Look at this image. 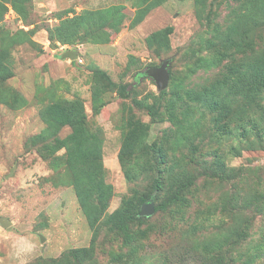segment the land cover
Instances as JSON below:
<instances>
[{
	"label": "rangeland",
	"instance_id": "1",
	"mask_svg": "<svg viewBox=\"0 0 264 264\" xmlns=\"http://www.w3.org/2000/svg\"><path fill=\"white\" fill-rule=\"evenodd\" d=\"M150 1L31 0L22 17L0 0V264H264V209L250 224L240 211L264 190V101L228 47H264L253 0H165L136 24ZM165 60L162 97L143 74ZM189 182L177 207L135 221L156 184L158 205Z\"/></svg>",
	"mask_w": 264,
	"mask_h": 264
},
{
	"label": "trees",
	"instance_id": "2",
	"mask_svg": "<svg viewBox=\"0 0 264 264\" xmlns=\"http://www.w3.org/2000/svg\"><path fill=\"white\" fill-rule=\"evenodd\" d=\"M9 3H11L12 7L15 9V11L23 16H26L27 11V3L30 2L31 0H4ZM141 1V0H140ZM165 0H151L148 4H144V9L143 11L139 12L138 18L136 19V24H140L144 18L154 9L159 7L162 3H164ZM121 7H114L111 8L110 10L107 11H87L81 16H77L73 19H67L65 20L58 28H56V35L59 37L58 39L63 41L62 39H71L76 36H78L77 29H89L92 26L96 27H102L107 24V20L111 16H117L119 13V9ZM251 15L255 11L256 16L253 22L254 30L257 28H262L264 29V0H253L252 6H251ZM250 15V18H251ZM237 18L234 22L231 23L232 26H236L239 24L241 21V18H245V16H248L245 13H239L237 14ZM120 22H115L114 25L118 26ZM85 28H84V27ZM230 27V28H231ZM229 28V29H230ZM99 29V28H98ZM228 29V28H227ZM228 29V30H229ZM258 30V29H257ZM172 28H167L164 30H161L157 33H155L151 39L154 38H162L164 33H171ZM227 33V34H226ZM229 34L227 30L223 33H220L219 39L220 43L223 41V39L226 37L225 36ZM222 39V40H221ZM260 39V40H259ZM256 39L252 42L251 45H254L253 48L250 49V52L247 56H244V51L250 46L245 42V40H239L237 43L232 39V42L229 44V49L232 50L234 48L235 51H237L241 55V59L239 60V63L243 64L244 66L247 67V69L250 71V77L247 78L246 80H249L250 83L253 84V86H256V96L255 100H257V103L259 101H264L263 93L264 89L262 86H264V47L261 46L263 37ZM261 41V42H260ZM64 42V41H63ZM257 48V49H256ZM252 51V52H251ZM223 58L222 60H224ZM227 59V58H226ZM145 75V73L143 74ZM171 77V76H170ZM252 86V85H251ZM129 86H121L118 89V94L122 99H127L129 96ZM240 94H243V92H239ZM166 94V90L161 92V96L163 97ZM261 149H264V142L261 141L259 142ZM192 183H185L179 186L175 192L170 195V197L163 201L162 203L156 205L155 203V196H160L162 193V188L160 187L159 183L156 184V187L152 190L151 194L143 200L141 206L139 207V212L134 216L135 221L141 222V221H149L153 216H155L157 213L162 212V213H167L171 211L172 207H177L181 202L184 201V194L189 190L191 187ZM154 199V200H153ZM148 202H154L155 204V214L152 217H143L140 216L141 208L144 204ZM243 206L240 207V211L242 212L241 216H246V222L247 224L251 223V219L248 217L246 213H249L253 209H257L258 211H262L264 209V190L250 195V197H246L242 200ZM247 210V211H246ZM241 223V222H240ZM245 224V223H244ZM243 224V225H244ZM244 227H241V234L244 233ZM241 236V235H240ZM243 237V236H242ZM240 241H244L241 237L239 238ZM137 247V246H135ZM80 254V251H75L71 252V257L72 258H77ZM62 260H66V258L60 259V262ZM53 263H59V260H53Z\"/></svg>",
	"mask_w": 264,
	"mask_h": 264
},
{
	"label": "water",
	"instance_id": "3",
	"mask_svg": "<svg viewBox=\"0 0 264 264\" xmlns=\"http://www.w3.org/2000/svg\"><path fill=\"white\" fill-rule=\"evenodd\" d=\"M65 59H70L75 61L78 58L77 51L66 52L63 56ZM170 60L162 61L159 67L150 68L145 71V76L153 80L157 86L159 92L165 91L168 89L170 83ZM155 204L154 202H150L148 204H144L141 208L140 216L143 217H152L155 214ZM1 226L4 228H8L12 225L10 221L0 220ZM41 242H45L46 238L40 235Z\"/></svg>",
	"mask_w": 264,
	"mask_h": 264
},
{
	"label": "built area",
	"instance_id": "4",
	"mask_svg": "<svg viewBox=\"0 0 264 264\" xmlns=\"http://www.w3.org/2000/svg\"><path fill=\"white\" fill-rule=\"evenodd\" d=\"M78 61H79L80 63H82V61H81V60H79V59H78Z\"/></svg>",
	"mask_w": 264,
	"mask_h": 264
}]
</instances>
